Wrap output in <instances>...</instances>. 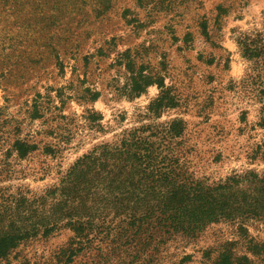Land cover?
<instances>
[{
  "label": "rangeland",
  "instance_id": "obj_1",
  "mask_svg": "<svg viewBox=\"0 0 264 264\" xmlns=\"http://www.w3.org/2000/svg\"><path fill=\"white\" fill-rule=\"evenodd\" d=\"M263 32L264 0H0V264H264V75L237 43ZM174 118L180 202L145 171L54 192L94 145Z\"/></svg>",
  "mask_w": 264,
  "mask_h": 264
},
{
  "label": "trees",
  "instance_id": "obj_2",
  "mask_svg": "<svg viewBox=\"0 0 264 264\" xmlns=\"http://www.w3.org/2000/svg\"><path fill=\"white\" fill-rule=\"evenodd\" d=\"M96 12H98L97 15H101L105 10H98ZM237 43L244 55L253 59L255 63H259L258 67L263 72L262 75H264V32L253 35V37L244 35L237 40ZM43 47H49L48 52L54 53L56 56L61 53L68 54L71 49L70 46L67 47V45L62 44L57 47L56 45L47 43L43 44ZM99 52L103 53L102 49ZM58 62L61 65L62 62ZM153 82L157 83L159 87L163 86L161 78L159 79V77L141 75L138 80L137 76L132 75L130 78L129 93L138 95L146 86ZM262 87L264 89L263 83ZM262 94L264 95V91ZM96 96L97 94H94L91 98H95ZM166 101L170 103V99L161 90V96L157 98L156 102L161 104ZM259 124L264 127V117L260 119ZM184 127L185 125L182 119L174 118L168 121L134 127L124 132L114 141L96 144L75 159L67 170V176L59 179L54 188V192L67 189V194L70 198L78 197L79 199L81 198V201H84L82 199H85L89 195L82 193L83 190L76 189L80 182L81 172L88 173L84 176L89 174L93 175L92 178L95 180L98 179L100 173H109L110 176L107 177L116 183L121 179V174L125 173V171H145V173L151 174L152 176L157 174V178L160 176H163L161 177L163 179L168 178V185H166L165 189L159 187L154 189L152 187L153 185H147L148 190L146 192L148 196H157L163 198L168 204H176L187 196L185 192L186 187L172 181L169 177L173 176L174 171L180 172L182 168V164L179 162L175 153L176 147L173 143L175 144V140L181 136ZM14 148L18 155L22 157L33 146L17 141L14 144ZM50 152H52V149L47 147V153ZM80 204L84 205L82 202ZM10 240H12V237L8 238V241ZM4 253V249L0 247V256Z\"/></svg>",
  "mask_w": 264,
  "mask_h": 264
}]
</instances>
